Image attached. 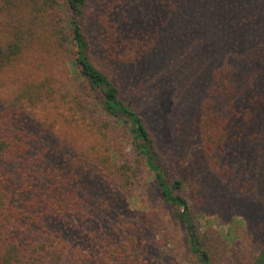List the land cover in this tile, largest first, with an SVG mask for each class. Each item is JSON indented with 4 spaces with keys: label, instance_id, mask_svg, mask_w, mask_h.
Listing matches in <instances>:
<instances>
[{
    "label": "rangeland",
    "instance_id": "374dc122",
    "mask_svg": "<svg viewBox=\"0 0 264 264\" xmlns=\"http://www.w3.org/2000/svg\"><path fill=\"white\" fill-rule=\"evenodd\" d=\"M18 2L0 0L1 49L8 52L9 43L18 38L25 43L18 54L0 61V111L14 105L19 113L15 127L28 139L25 158L33 159V188L36 182L40 188L54 184L64 175L69 181L65 192L74 191L82 201L85 222L75 227L70 218L63 225L70 236L66 238L84 254L83 264H201L198 255L190 252L184 225L163 201L151 172L142 162H135L136 152L124 127L102 134L99 111L90 105L81 78L72 70V54L52 35V19L58 16L36 11L30 4L16 6ZM124 5L129 10L126 0ZM148 20L142 17L141 22L147 21L149 30ZM247 58L251 64L229 81L235 93L220 105L211 104L210 112L206 105L199 109L198 119L216 116L218 125L226 120L225 126L218 127L225 138L219 153L206 154L191 114L179 127L173 122L181 138H172L171 115L166 110L177 90L136 99L156 138H167L163 153L169 176L190 184V212L210 264H251L264 243V215L256 213L264 204L263 80L256 84L255 98L253 89L245 93L241 89L254 71L260 73L259 79L264 78V64ZM110 148L128 153L140 173L130 179L117 170L118 174L121 161H113ZM55 161L63 164L60 175ZM45 175L49 177L43 182ZM209 180L217 181L218 189H212ZM228 194L229 199L222 198ZM237 200L249 201V206L256 200L257 211ZM110 243L121 248L126 258L114 254Z\"/></svg>",
    "mask_w": 264,
    "mask_h": 264
},
{
    "label": "trees",
    "instance_id": "16d2710c",
    "mask_svg": "<svg viewBox=\"0 0 264 264\" xmlns=\"http://www.w3.org/2000/svg\"><path fill=\"white\" fill-rule=\"evenodd\" d=\"M126 1L129 10L124 0H19L16 6L30 4L36 11L58 16L52 19V35L72 54V70L81 78L90 105L99 111L102 134L124 127L136 152L135 162L151 172L163 201L183 223L190 252L198 255L201 264H210L190 212V184L169 176L163 153L167 138H156L136 99L177 90L166 110L171 115L172 138H181L173 122L179 127L191 114L206 154L219 153L225 138L218 127L225 126L226 120L218 125L216 116L198 119L199 109L206 105L210 112L211 104L220 105L235 93L229 81L251 64L247 57L264 64V0H135L137 6ZM142 17L149 18L151 29H146ZM22 48L25 43L20 38L9 43L8 52L0 47V61ZM247 51L250 54L243 56ZM259 74L254 71L248 77L242 93L253 89L254 98L258 96L256 84L263 80L264 87ZM18 118L14 105L0 111V264H83L84 254L66 238L70 236L63 225L70 218L75 227L85 222L82 201L74 191L65 192L69 181L64 175L43 188L35 181L33 188V159L25 158L29 144L26 134L15 127ZM109 151L114 162L121 161L116 171L129 179L140 173L128 153ZM55 162L60 175L63 164ZM208 182L218 189L217 181ZM239 203L257 211L254 203ZM258 212L264 215V204ZM110 248L126 258L121 248L111 243ZM251 264H264V243Z\"/></svg>",
    "mask_w": 264,
    "mask_h": 264
}]
</instances>
